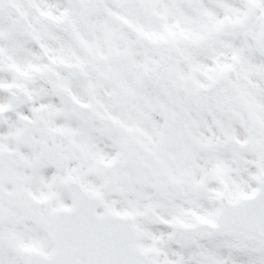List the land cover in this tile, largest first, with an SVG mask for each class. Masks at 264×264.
Wrapping results in <instances>:
<instances>
[{
    "label": "snow or ice",
    "instance_id": "1",
    "mask_svg": "<svg viewBox=\"0 0 264 264\" xmlns=\"http://www.w3.org/2000/svg\"><path fill=\"white\" fill-rule=\"evenodd\" d=\"M0 264H264V0H0Z\"/></svg>",
    "mask_w": 264,
    "mask_h": 264
}]
</instances>
